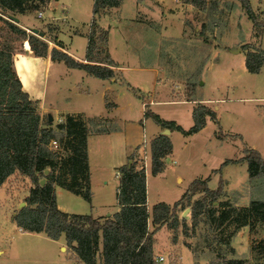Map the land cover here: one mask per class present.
I'll use <instances>...</instances> for the list:
<instances>
[{"label": "rangeland", "instance_id": "rangeland-1", "mask_svg": "<svg viewBox=\"0 0 264 264\" xmlns=\"http://www.w3.org/2000/svg\"><path fill=\"white\" fill-rule=\"evenodd\" d=\"M260 1L249 0V4L257 18L263 20L264 0L262 6ZM80 2L81 5L73 9L72 20L62 19L65 13L59 3H54L51 10L46 11L40 18L37 13L43 6L37 10H30L29 21H37L35 22L38 23L37 27H40V31L41 28L46 29L44 33L47 35L39 36V32L32 33L33 30L26 32L41 39L44 37L48 46L52 48L57 43L58 34L61 33L60 38L70 44L69 48L73 52L82 53L86 45L85 38L76 36L71 41L70 34L74 27H86V22L91 17L92 0ZM209 2L208 7L200 10L183 0H124L116 12L114 9L101 11V14L104 15L106 12L105 14L111 17L107 20L101 19L100 22L110 30L107 49L113 58L124 64L156 66L161 74L160 79L171 86L175 96L195 99L197 100L195 105H203L201 102L205 98L217 99L214 103L217 108H213L211 103L208 107L217 112L223 133L232 134L218 141L214 137L215 130L220 134L215 119L208 120L200 132L187 137L188 139L175 132L172 136L175 151L172 159L175 163L167 161V166L160 175L153 176L149 171L150 206L160 201L172 204L189 186L190 181L196 177L205 178L217 168H220L217 176L211 174L207 186L215 189L222 179L230 180L228 185L223 183V190L226 191L229 197L227 201L231 204L235 203L239 205L237 207H241L247 206L251 200H264V174L250 178L246 161L230 163L227 167L221 166L224 159H239L243 156L244 147L256 149L264 158V63L258 73L248 72L244 64L248 51H264V28L261 34L257 33L258 29L253 26L238 0ZM163 12L168 13L165 19ZM10 14L18 15L16 12L0 10V40L3 41L6 29L2 20L8 19L15 24L19 22L14 21ZM106 15L104 16L107 17ZM52 16L60 20H52L50 24L44 25V21ZM130 17L134 18L129 19ZM61 21L63 26L60 24ZM97 24V27L106 29L99 22ZM98 31L96 37L99 36ZM121 32L124 33L129 49L123 45L119 36ZM9 46L16 51L19 50V40L11 38ZM29 71L38 75L40 70L37 67H30ZM60 73L61 70L52 69L53 78ZM147 82L146 80L145 86ZM92 97L97 100L96 95ZM30 99L35 103L42 123L48 121L53 128L61 123V120L49 121L47 113L50 112L46 111L49 101L44 109L41 103ZM78 104L84 105L83 102ZM99 104L98 101L92 102L96 113L102 110ZM168 107L171 108L172 114L178 115L183 127L193 124L189 103ZM134 110L135 116H138V113L140 115L138 105H135ZM161 112L165 116H170L168 110L162 109ZM72 115L85 120L80 114ZM50 147L58 150L60 158L69 155L66 149ZM101 154L99 148L92 152L94 169H98L101 163L106 162L105 155L108 154L106 148L104 154ZM137 156L138 164L144 167V153L141 152ZM101 167L98 171H101ZM54 171V175L57 176L59 173L57 168ZM175 171L181 175V182L175 180ZM102 172L104 177L95 179L91 184V202L57 186L55 192L58 208L76 214L115 212L117 210L115 186L119 175L112 166L104 168ZM29 181L28 177L16 171L0 187V264H80L67 245L64 246L66 249L59 250L63 238L56 242L43 232L24 231L12 221L14 214L26 204L24 199L28 194L25 195L24 190L31 184ZM200 196L201 194L191 196L190 200H184L183 206L177 208L176 215L179 220L185 219L183 225L181 222L174 229L164 225L155 233V251L164 256V261L160 264H216L218 259L232 257L230 246H227L223 239L234 231L233 223H226L217 228L215 224L207 223L206 214L203 212L199 221L195 225L192 224L189 205ZM219 199H222V196L213 205L216 206L218 202L223 201ZM22 202L25 204H21ZM211 207L207 205V208L212 209ZM263 238L264 224L261 222L256 223L252 233L250 232V240L248 228H241L231 240L235 257L248 258L246 260L250 264L264 261V249L261 252L253 250L251 254L252 245ZM218 243L221 246H218Z\"/></svg>", "mask_w": 264, "mask_h": 264}, {"label": "trees", "instance_id": "trees-1", "mask_svg": "<svg viewBox=\"0 0 264 264\" xmlns=\"http://www.w3.org/2000/svg\"><path fill=\"white\" fill-rule=\"evenodd\" d=\"M49 1L0 0V10L25 13L32 9L37 10L40 6L44 8ZM122 1L94 0L87 63L75 60L59 48L53 47L49 51L47 41L26 32L8 19L2 20L6 36L4 41L0 40V187L16 171L28 177L33 186L24 199L26 204L14 214L13 221L24 231L43 232L52 240H57L63 235L66 245L74 252L80 264H158L154 259L155 233L164 225L171 229L179 226L181 222L183 225L185 219L182 218L180 221L176 210L183 206L184 200H190L195 194L201 196L189 205L190 219L194 225L203 212L206 214L207 223L215 224L217 228L226 223H233L234 231L245 225L253 231L256 223L264 224V200H251L247 206L241 207L227 200L213 205L224 194L222 181L217 188L210 189L206 179H194L172 205L160 201L149 207L144 167L138 164L134 155H130L127 161L117 168L118 210L112 215L94 217L91 214L67 213L57 207L55 185L91 202L88 126L86 120L72 114L66 115L65 120L58 123L55 128L48 121L42 123L35 103L22 89L21 81L13 68L12 56L16 50L9 46V43L11 38L19 40L21 48V43L27 41L35 56H46L49 53L53 60L63 61L67 67L83 69L99 78H111L113 69L109 66L114 65L113 61L105 55L101 59L106 65L97 63L101 62L97 60L98 54H103L107 50V30L97 27L95 16L104 9L119 7ZM209 1L183 0L200 10L208 7ZM238 1L253 26L258 29L257 33L261 34L264 19L257 18L249 0ZM96 31L99 33L98 37ZM58 46L62 47L59 43ZM263 63L264 51L252 50L246 53L244 64L248 72L258 73ZM192 116L194 123L185 130L172 121L160 119L148 108L144 111V118L151 117L158 125L169 130H178L186 135L200 130L205 124L206 116L215 119V113L203 105L194 108ZM51 140H56L58 149L68 150L69 155L60 158L58 150L50 147ZM171 149L172 143L166 135H159L151 140L153 175L162 171L163 158ZM231 161H246L250 178L264 174V158L256 149L244 147L243 156L225 162ZM56 168L59 172L57 176L54 175ZM42 179L43 184L40 183ZM207 205L212 206V209L207 208ZM234 231L223 239L227 246ZM256 243L252 245V250L261 252L264 249V238ZM229 251L232 252L233 249L229 247ZM216 264L250 263L241 258H221ZM253 264H264V261Z\"/></svg>", "mask_w": 264, "mask_h": 264}, {"label": "crops", "instance_id": "crops-1", "mask_svg": "<svg viewBox=\"0 0 264 264\" xmlns=\"http://www.w3.org/2000/svg\"><path fill=\"white\" fill-rule=\"evenodd\" d=\"M80 1L81 0H50L45 5V7L42 10H40L42 12L41 15H38L37 13V16L39 18L42 17L44 13H46V11L51 10V7L54 3H59L60 6L62 7V10L65 13L62 19L72 20L74 16L73 9L77 5H81ZM260 3H261L260 6H262L263 0H261ZM93 4H94V0H92V3H91V17L88 20V22H86V27H74L71 30V34H70L71 41L76 36H81L85 38L86 45H85L83 52L80 54H76L75 52H73L69 48L70 44L65 43L60 38L61 33L58 34V38L56 39L57 43L54 46L55 48H59L65 51L68 55L73 57L75 60H78L84 63L89 62L87 58V49H88L89 37L91 34V28H92L91 22L94 18V14L92 12ZM141 6L144 7L143 4ZM109 9H114V12H116L118 7L109 8ZM104 10H108V9H104ZM139 11L140 10H137V12ZM105 13L106 12H104V15H106ZM17 14L18 15L16 16L11 15V17L16 18L17 21H19L17 24L18 26L22 27L23 29L29 32L33 29H36L39 33L45 34V36L47 35L46 33H44L46 32V29L41 28V31H40V27L39 28L37 27L38 23H35L37 21L33 19H32L33 22L29 21L28 19L30 18L29 11L25 13H17ZM99 15L95 16L97 22H99L102 27L106 28L104 25H102L100 21L101 19L107 20V19H110L111 17L107 15H106L107 17H105L103 14H101V12ZM167 15H168L167 12H163V19L168 17ZM112 16H114V13L112 14ZM133 18L134 17H130L129 19H133ZM52 20H60V19L56 18L55 16H52L48 20H45L43 24L44 25L50 24ZM60 24L63 26L62 21L60 22ZM106 30H107V48H108V43L110 39V30L108 28H106ZM119 36L123 42L124 47L126 49H129V46L124 39V33L121 32ZM43 40L46 41L44 37H43ZM58 43L61 44L62 47L58 46ZM24 44H25V41H23V47L17 50L12 56L13 68L16 71V74L18 75L21 81L22 89L28 93L30 98L41 103L40 105L44 109L46 107L45 106L46 103L49 101L48 109H46V111L48 110L53 115L52 116L50 113H47L52 116V120L54 122H56V120H61V122H63L65 120L66 115H69V114L70 115L80 114L86 120V123L88 126L87 147H88V163H89V171H90V186L91 184H93L95 179L104 177L103 172H102L104 168L112 166L115 169V172L118 174L117 168L123 165L127 161L130 155H134L135 159H137L138 157L137 155L143 152L144 159H145L144 176L147 182L146 186H147V191H148L147 192V203H148V206L151 207L152 205L150 206V203L148 201L149 171L151 173V155H150L151 140L158 137L159 135H166L169 137L172 143V136L175 134V132L180 133L181 135L184 136V138L188 139L187 137H191L197 134L198 132H200L201 129L205 127L207 121L208 120L212 121V119L209 116L205 117V124L200 130H198L197 132L193 134L186 135V134L181 133L178 130H169V129H166L158 125L156 122H154V120L151 117L144 118V111L146 108H148L152 113L158 115L160 119L165 120V121H172L174 122L176 126H181L183 129L187 130L193 124L186 128L183 127L182 124H180L178 115L172 114V112L170 111L171 108L168 106L189 103L192 123H194L193 116H192L193 110L194 108L199 106V105H195L197 103L196 102L197 100H188V99H185L184 97L179 98L175 96V94L172 92L173 89H171V86L167 82H165L163 79H160L161 74L159 70L156 68V66L152 64H139V65L124 64L122 62H119L117 59L113 58L109 52V49H107L106 52H104L103 54H98L97 60L101 62H97V63H100L101 65H106L102 63V61L104 60L101 58L105 55L108 56L113 61V64H114L113 66H109L113 69V76L111 78L103 79V78L90 75L83 69L67 67L63 61L53 60L49 53L46 56H35L32 53L30 46L26 48ZM51 48L52 47H49V51L51 50ZM30 67L39 68L40 71L38 75H36L35 73H31L29 71ZM52 69H55V71L57 69L61 70L60 75L56 74L55 77L53 78ZM146 80L148 82H147V85L145 86ZM96 85H98V87H95ZM94 95L97 96V100H95L92 97ZM48 96H50L49 97L50 99H48ZM218 100H222V99H218ZM77 101H80V102H77ZM94 101H98V104L100 102L99 108H101L102 110L99 113H96L94 111V108L92 106V102ZM216 101L217 99L205 98L201 102V104H203V106H206L207 108H210L208 106H210V103H211L214 106L213 108H217V106L214 105ZM82 102L84 103V105L79 106L78 103H82ZM75 103L77 106L75 105ZM135 105H138V108H139L140 115L138 113V116H135V110H134ZM162 109L168 110L170 112V116H165L164 114H162L161 112ZM210 110L212 109L210 108ZM212 111L215 113V121H216L215 124L219 126V133H220L218 134L217 131L215 130L214 137L218 141H222L223 139L227 138V136L230 137L232 134L227 133V132L223 133L222 131L223 127L221 125V121H219L217 112L215 110H212ZM96 148H99V151L100 152L102 151V154H104L105 148H106V151L108 152V154L105 155V158H106L105 164L101 163V166H102V167L100 166L101 171H98L100 170V167L98 169H94L93 167L94 157L92 155V152H95ZM249 148H252V147H249ZM174 154H175V151H174L173 144H172L171 152L168 153L163 158L164 168L162 169V171L155 175H153L152 173L151 174L153 176H156V175H160L161 173H163L165 170V167L167 166V161L168 162L171 161L175 163V160L172 159ZM236 159L238 158L224 159L221 163V166L225 165V167H227L228 166L227 164H230V163H243L244 162V161L225 162L226 160H236ZM148 168L149 170H147ZM218 170H220V168L213 169L210 175L213 174L212 176L216 177ZM210 175H208L205 178L196 177L194 179H206L208 182V180L211 177ZM175 180L178 182L182 181L181 175L176 171H175ZM222 181L224 185H226L227 183L229 184L230 182V180H227V179H224V180L222 179ZM190 183L191 181L188 183V185ZM32 186L33 185L31 183L28 189L24 190L25 195L28 194V191ZM57 186L61 187L59 185H55L54 186L55 191H57L56 190ZM186 189L184 190V192L186 191ZM115 190H116V186H115ZM223 191H224V194L222 195V199H219V200H223V201L229 200L228 199L229 197L226 194V191L225 190ZM55 195H56V192H55ZM234 205L239 206L235 203ZM117 210H118V206H117ZM67 213H70V212H67ZM113 213L106 214V213H103L102 211H99V212H96V214L93 213L91 215L94 217H104L107 215H112ZM243 227L248 228L249 240H250V232L252 233V231L250 230L249 226L245 225V226H240L239 228H237L234 231V233H232L230 240H229V244H228L233 249V251L230 252V254L232 255V257L230 258H239V257H235V249L231 245V240L233 236ZM17 230H19V228H17ZM62 238H63V242L59 246V250L61 251L62 249H66V247H64L66 246V241H65L64 236L62 235L60 236L59 239L54 240L58 242ZM218 246H221V245L219 244ZM154 251H155V246H154ZM252 252L253 250L251 249V254ZM155 255H160V253H157V251H155ZM241 259H248V258H241Z\"/></svg>", "mask_w": 264, "mask_h": 264}, {"label": "built area", "instance_id": "built-area-1", "mask_svg": "<svg viewBox=\"0 0 264 264\" xmlns=\"http://www.w3.org/2000/svg\"><path fill=\"white\" fill-rule=\"evenodd\" d=\"M41 13L42 12L39 11L38 12V15H41ZM50 146L57 147L58 146L57 141L56 140H51L50 141ZM154 259H155L156 263L160 264V263H162L164 261V256H162V255H155L154 256Z\"/></svg>", "mask_w": 264, "mask_h": 264}, {"label": "water", "instance_id": "water-1", "mask_svg": "<svg viewBox=\"0 0 264 264\" xmlns=\"http://www.w3.org/2000/svg\"><path fill=\"white\" fill-rule=\"evenodd\" d=\"M14 19V21H17V19L16 18H13ZM38 31L36 30V29H33V33H37ZM39 35L40 36H42L43 34L42 33H39ZM48 119H49V121H51L52 120V116L50 115V114H48ZM47 171H48V169H46L45 170V172L47 173ZM40 183L41 184H43L44 183V180L42 179L41 181H40ZM21 204H25L24 202H22ZM188 210V209H187Z\"/></svg>", "mask_w": 264, "mask_h": 264}, {"label": "bare ground", "instance_id": "bare-ground-1", "mask_svg": "<svg viewBox=\"0 0 264 264\" xmlns=\"http://www.w3.org/2000/svg\"><path fill=\"white\" fill-rule=\"evenodd\" d=\"M25 46H26V48H27V47H29V44H28L27 42H25Z\"/></svg>", "mask_w": 264, "mask_h": 264}]
</instances>
